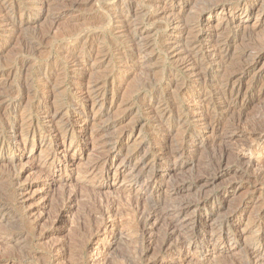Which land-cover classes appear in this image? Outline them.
I'll list each match as a JSON object with an SVG mask.
<instances>
[{
	"label": "rangeland",
	"instance_id": "374dc122",
	"mask_svg": "<svg viewBox=\"0 0 264 264\" xmlns=\"http://www.w3.org/2000/svg\"><path fill=\"white\" fill-rule=\"evenodd\" d=\"M39 1L5 0L17 11L5 18L0 16V124L4 123L0 141L8 143L7 138L19 131L11 122L16 118L14 110L18 114L26 110L24 117L35 128L33 134L18 139L20 147L6 145V150L0 152V264H191L197 259L193 264H248V256L242 251L258 244L264 248V233L258 232L259 226L264 227V143L251 145L250 156L259 163L249 172L233 163L231 156L223 155L224 150L236 149L246 142L233 141L223 146L210 141V133L200 121L201 109L197 108L200 89L193 83L184 84L187 71L168 49L178 18L194 13L205 1L192 0L182 13L176 11V18L164 10L181 5L182 0H135V14L130 19L111 20L105 14L117 0H46L41 10L37 7ZM258 1L250 0L254 4ZM32 3L37 6L32 7ZM60 8H65L66 13L61 19L57 17ZM248 10H218L193 26L209 32L228 17L246 25V34L264 36V8L257 12V7L251 14ZM6 22L16 23L19 31H5ZM240 25L225 40L236 39ZM133 32L139 34L136 39L143 48L140 54L130 47L123 48ZM68 36L72 37L70 43H65ZM244 39L235 44L234 51L239 50ZM179 42L187 44L184 39ZM209 45L210 38L201 37L199 47L203 52L209 53ZM259 60L264 63V56ZM56 68L62 79L59 91L54 93L56 100L50 105L52 110L61 109L55 128L60 132L62 128L73 129V133L63 135L50 126L47 115L36 113L48 100L43 93L45 80H39V76ZM171 73L182 83L176 90L167 84ZM260 73L264 74V70ZM214 84L211 78L209 86ZM261 84L264 85V75ZM94 89L103 97L89 112L87 94ZM260 89L255 94L257 102L249 103L246 109L248 120L264 116V92ZM160 96H171L168 101L175 110L186 113L193 107L191 122L181 127L165 116L162 126H158L146 103L164 108L166 105L158 103ZM84 113L91 118L86 125L82 122ZM167 126L173 128L169 136H151ZM120 134L123 153L112 161V166L103 163V141L112 143ZM188 135L204 139L198 153L188 146L180 166L163 167L156 150L164 142L178 147L177 143ZM152 171H161V177L150 179ZM152 182L156 189H147ZM229 184L233 185L232 194L220 191ZM203 194H215L217 199L208 203ZM182 203L187 206L182 214L184 221L207 213L208 233L199 248H191L187 254L178 244V233L171 236L166 223L168 215L171 218L170 214ZM204 205L212 212L206 211ZM241 208L245 212L240 221L224 223L228 214L225 212ZM178 230L183 238L186 228ZM224 233L230 242L226 251H218L215 242Z\"/></svg>",
	"mask_w": 264,
	"mask_h": 264
},
{
	"label": "bare ground",
	"instance_id": "6f19581e",
	"mask_svg": "<svg viewBox=\"0 0 264 264\" xmlns=\"http://www.w3.org/2000/svg\"><path fill=\"white\" fill-rule=\"evenodd\" d=\"M204 1H205V4H203L201 7L197 8L196 10H194L193 11L194 13L189 12L188 15H186L185 17L182 15L181 16L182 18H178L179 20L177 21V24L174 27L176 32L173 34V38L170 39V42L168 44V49L169 50L172 49L171 50L172 55L176 59H178L182 68L187 71L186 76H185L186 79L184 80V84L187 85V84L193 83L194 85L198 86V88L200 89V91L198 92V95H197V99H198L197 108L201 109L200 110L201 111L200 121H203L204 129L206 131H209L210 141H212L213 143L216 142L217 144L219 142L223 146L227 145L229 142L231 143L233 141L250 143V146L245 145L246 143L245 144L241 143L242 145H240V146L238 145V148H236V149L224 150L225 152L223 151V155L226 154V157L228 156L229 158L231 156V158H233V161H234L233 163H236L239 166H241L243 168V169L242 168L241 169L246 172L253 165H258L257 163H259L257 159H253L250 156L251 145H259V144L264 143V126L261 125L263 120H264V116L259 118L258 120H250V119L248 120L245 116L246 109L250 106L249 103L257 102V98L255 95L256 92L258 94L259 93L258 91L260 88H262L263 89L262 91L264 92V85L261 84V80H262V77L264 74L260 73V71L264 70V63H261L262 61L259 60L262 56H264V36L255 38L254 35L252 36V35L246 34L245 33L246 25H243V24L240 25V22L238 20L230 19L228 17L224 18L222 20V22H220V24L217 27L210 30L209 32H205L203 29L196 28L195 26H193V24L194 25L196 24L198 26L199 21L201 20L202 17H204L205 15H208V16L212 15L213 16L218 10L221 12H224V11H228V10L230 11V9H232V8H235V9L238 8L239 11H243L245 13L249 9L248 12H249V14H251L252 11L257 9V7H258V10H257V12H258L261 8H264V0H259L257 2V4L250 2V0H204ZM39 2H40L39 6L32 3V7L37 6L38 9L41 10L43 5L46 4V0H40ZM117 2H118L117 4L114 3V6H112L110 9H108L106 11L105 16H106L107 20L117 19V18H119V19L120 18L130 19L132 17V15L135 14V7H136L135 6V0H119V1L117 0ZM145 2L146 3H149V2H156L157 3L158 0H148V2L145 0ZM191 3H192V0H182L181 5H178V6L173 5V6L167 7V8H165L164 11L169 13V14H172L174 16L175 15L177 16L179 13H182L184 11L183 9L185 8V6L191 5ZM9 4H7V2H5V0H0V16H1V18H5L8 15L9 16L14 15L15 12L17 11L12 6V4L11 5H9ZM64 5L65 4H63V6ZM63 9H65V8H63ZM63 9L62 8L59 9L58 16H57L58 18H60L66 14ZM186 10H189V8L187 7ZM176 11H178V14H176ZM11 19H13V18H11ZM56 20H57V18H56ZM9 21H11V20H9ZM235 23H238V24L235 26ZM0 24H3V23H0ZM6 24H5V26H6L5 31L15 32L16 30H18V26L14 22H9V23L6 22ZM262 24L264 25V18H262ZM239 25H240V31H239V35H237L236 39H234L232 41L225 40L226 35L231 33L234 30L233 28H235ZM138 36H139L138 33L133 32L128 37L123 48L130 47L133 51L136 52V54H140L142 52L143 48L137 42L136 38H138ZM203 36L210 38V45L208 48L209 53L203 52L201 50V48L199 47V41H200L201 37H203ZM70 37L68 36V37H66V39L64 38L65 43L66 42L70 43V40L72 38V37L71 38ZM76 37L74 36V38H76ZM244 38H246V39H244ZM183 39L187 41V44H185V45L180 44L179 41H181ZM243 39L245 40L242 44L243 47L241 45L239 50L234 51L235 44L238 41H243ZM86 45H88V44H86ZM88 49L93 50L94 47L93 48L88 47ZM257 52H258V54H257L258 56L254 55ZM118 54L121 55L122 51L120 50L118 52ZM69 56L72 57V59H73L74 54H71ZM83 69H84V72H86L87 68H85V66L83 67ZM59 71H60L59 68L58 69L56 68V69H52L50 74H41L42 76L41 77L39 76V80H41V81L45 80L44 84L46 86V90H43L44 91L43 93L46 94L48 100H47V103L44 105V108H41V109L38 108L36 113L44 114L45 116L47 115L51 119L50 120V122H51L50 126L52 128H55V126L58 127V123L55 122V119L59 115V113L61 112V109L59 107H57V108L53 107V110L50 107V105L52 103H54V98L56 100L57 96L54 97V95L56 94V91H59V88H58L59 85L58 84H59V81L62 79V76H61L62 74H60ZM50 75L52 76V78L47 79V78H49ZM211 78L215 79V84L213 86H209V80ZM251 80H253V81L251 82ZM179 82H180V79H178V77L175 74H172V73L168 74L167 84H168V87H170V89L172 88V90L173 89L176 90L177 89L176 86L179 84ZM97 90L94 89L91 92H89V94H87L88 98H89L88 100L90 101L89 112L93 111V107L97 104V102L99 101V98L103 97V94L99 93V91H97ZM169 93H170V91H169ZM171 93H173V92H171ZM27 96H31V95H27ZM167 96H160L159 98H157L159 104L163 103L164 104L163 106L166 105L164 108H160V107L159 108H153L154 106H152V103H150V102L146 103L147 104L146 109L148 110V112H150V114H152L151 116H152V119L154 120V122L156 124H158V126H159L161 124V122L163 120H165V116H167V120H168V118H172L175 121V123L180 125L181 127L182 126L184 127L185 125L189 124L191 122L190 119L193 118V116H192V113L194 111L193 107L190 108L191 111L187 110L186 113L175 110V107L173 108L174 104L170 103L168 101L171 96L169 98ZM25 97H26V94H25ZM84 97H85V95H84ZM28 98H27V101H28ZM171 100H173V98ZM241 100L248 101V103L242 104ZM29 101H30V99H29ZM82 101H83V99H82ZM155 102H156V100H155ZM56 103H57V101H56ZM102 104H101V106H102ZM54 105H56V104H54ZM27 106H29V105H27ZM46 106H47V108H46ZM14 109H15V107H14ZM24 109H25V107H24ZM21 110H23V109H21ZM25 111H24V114H25ZM14 113H16V118L14 116V118L11 119V122L13 123V125L16 128H18L19 131L17 132V130H16L13 135H11L7 138V140L9 141L8 143L0 141V152H1V150L5 149L4 146H6V145L8 146L11 144L16 146L19 143L18 142L19 138H22V139H23V137L26 138L29 134H33L35 132L34 125L31 122L26 121L24 114L22 112L18 114V112L16 110H14ZM83 116L84 117L82 118V122H84L86 125L87 122L91 118L89 119V116H87L86 113H84ZM27 118H28V116H27ZM6 119L7 118H5L4 120H6ZM8 123H10V122H8ZM3 124H0V127H2ZM161 126L162 125H160V127ZM65 129L66 128H64V129L62 128V132H60L61 130L58 131L56 129L55 132L56 133L58 132L60 134L62 133V135H63V132L66 133L67 131L69 133H71V131H72V133H73V129L71 127L66 129V130ZM172 131H173L172 126H171V128H168V126H167V127L159 128L157 131H154L151 136L157 137L159 135L162 137H164V136L166 137V136H169ZM122 136H123V134H120L118 137L116 136L117 140L113 141L112 143L109 142V143L105 144V142L103 141L102 144L105 145L104 146V149H105L104 153L105 154H103V163H105V164L109 163V165H111L112 161L118 155L123 153L124 146L122 143L124 141L122 142V140H121ZM72 137H73V134H72ZM125 138H127V136H125ZM177 144H179L178 147H174L176 145L172 146L169 143L167 144L164 142L160 146V148L158 150H156L155 153H157V155L159 156V161L163 165V167L168 168L169 166H173V167L180 166L181 165L180 161L183 158H185L187 147L190 146L193 149V152L195 153L198 150L200 145L201 146L204 145V139H202L201 137H198V136L188 135V136H185L184 138H182L181 142H178ZM125 148H126V146H125ZM134 150H135V148H134ZM129 152L127 154L130 155ZM131 152H133V150ZM52 153H53V155L56 154L55 152H52ZM196 153H198V152H196ZM127 154H126V156H127ZM124 158H126V157L124 156ZM229 158H227L226 161ZM11 159L12 158H10V160ZM222 159H224V158H222ZM136 161H137V159H136ZM220 162H222V161H220ZM239 166H237V167H239ZM134 167L135 166H133V169H134ZM217 167L218 166H216V168ZM161 174H162L161 171H156V172L152 171V173L149 177H150V179L151 178L156 179L158 177H161ZM240 177H238V178H240ZM57 179L59 182L63 181L62 178H57ZM57 179H55V181ZM204 179H205V177H204ZM257 179H259V178H257ZM214 180H216V176L213 178L212 181H214ZM242 180H243V178H242ZM245 180H248V179L245 178ZM263 180H264V178H263ZM259 181H261V179ZM153 182H154V180H153ZM153 182L150 184L148 183L146 188L149 190H155L156 186ZM63 183H64V181H63ZM260 183L261 182H259V184ZM262 186H264V185H262ZM220 191L228 193V194L229 193L232 194L233 185L229 184V185L221 188ZM260 192H259V195L261 194ZM177 194H178V192H177ZM251 194H253V191L250 192V194H248V195H251ZM204 198L207 200L208 203H211V204H213L215 199H217L215 194H210V195L208 194L207 196L205 194ZM261 200H263V199H261ZM198 201H199V199H198ZM170 205L171 204H169V206ZM208 205H206V206L204 205L202 207H204V209L206 211L207 210L211 211L212 208L209 209ZM177 206L179 207V205H177ZM186 207H187L186 203H182L180 205V207L177 208V210L175 209L176 211L172 212L173 210L170 209L172 212V214H170V216H172L171 218L169 217V215H168L169 219L167 218V220H166L167 216L166 217L164 216V217H165L166 223L168 225V229L170 231L171 236L175 235V233H178L175 236L178 235L179 236L178 238L179 239L181 238L180 241L179 242L176 241V240H178V239H176V237H175L176 240L175 239L174 240L176 242H178V244L180 246H182L186 249V254H187L189 249H191V248L192 249L193 248L198 249L199 248L200 242H202L205 239V234H207L208 232L206 231V228H205V226L207 225V223H206L207 213L204 212V214H201L202 213L201 212L199 214L198 218L191 219L190 221H184L182 219L183 218L182 214H183V211ZM244 207H245V205H244ZM165 208H168V207H165ZM164 211H166V210H164ZM219 211H220V209H219ZM244 212H245L244 208H241L237 211L230 212V213L225 212L224 214H227V213L228 214L225 217L224 223L225 222L240 221ZM220 214H221V212H220ZM256 226H258V225H256ZM180 227L186 228V235L185 236L182 235L183 238L181 237L179 230H178ZM184 232H182V234ZM258 232L264 233V227L259 226ZM214 233H216V231H214ZM228 233H229V231H228ZM225 234L226 233L220 234V236L217 240L218 242H215L216 244L219 245V249H217L218 251L219 250L222 251L223 249L225 250L226 245H228L230 242L229 237H227L226 236L227 234L226 235ZM171 236L169 235V237H171ZM209 238H210V236H209ZM257 243H258V241L256 242V245H257ZM245 246H247V248H248V245H245ZM166 248H168V247H166ZM213 249H215V248H213ZM194 251H196V250H194ZM244 251L245 252L242 251V253H244L246 256H248V264H264V248L261 247V245L258 244L257 247L254 246V249L252 247V248H248L247 250L244 249ZM193 253H192V255H193ZM192 255H190V256H192ZM242 256H244V255H242ZM197 260L194 262L197 263ZM193 263H191V264H193ZM245 264H246V262H245Z\"/></svg>",
	"mask_w": 264,
	"mask_h": 264
}]
</instances>
